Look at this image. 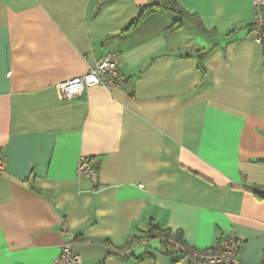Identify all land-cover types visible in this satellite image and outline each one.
Segmentation results:
<instances>
[{
    "label": "crops",
    "instance_id": "obj_1",
    "mask_svg": "<svg viewBox=\"0 0 264 264\" xmlns=\"http://www.w3.org/2000/svg\"><path fill=\"white\" fill-rule=\"evenodd\" d=\"M0 0V264H207L164 254L239 242L264 261V46L251 0ZM118 54L120 88L55 86ZM95 157L97 183L78 176ZM180 242V243H181Z\"/></svg>",
    "mask_w": 264,
    "mask_h": 264
},
{
    "label": "built area",
    "instance_id": "obj_2",
    "mask_svg": "<svg viewBox=\"0 0 264 264\" xmlns=\"http://www.w3.org/2000/svg\"><path fill=\"white\" fill-rule=\"evenodd\" d=\"M253 17L246 25L247 36L257 45L264 46V0H251ZM118 54H108L94 63L84 74L61 82L55 86L60 99H71L83 90L95 86L120 88L125 83V77L119 72ZM5 165V159L0 154V172ZM97 161L95 157H81L76 167L78 176H86L93 183H97ZM68 236L62 244L61 251L55 259V264H80L79 254L74 251V238L66 228ZM159 250L170 252L195 263L207 264H242L238 259L239 242L232 237H222L216 249L198 251L187 248L176 240L158 239ZM264 264V261L261 263Z\"/></svg>",
    "mask_w": 264,
    "mask_h": 264
},
{
    "label": "trees",
    "instance_id": "obj_3",
    "mask_svg": "<svg viewBox=\"0 0 264 264\" xmlns=\"http://www.w3.org/2000/svg\"><path fill=\"white\" fill-rule=\"evenodd\" d=\"M156 9H166L172 12L174 15L178 16V20H176L174 23H172L171 28H177L181 25L182 19L189 18L193 20L199 28V31H202V28H200V24L197 22V20L193 17L188 15L186 12H184L177 4L176 0H162V4H151L147 5L140 9L139 15L137 19H140L143 15H146L147 13H150L151 11H155ZM147 239H165V240H176L178 242L180 241V238L178 235H171L168 231H159L154 226H151L148 233H147ZM220 242V241H219ZM182 243V242H181ZM165 254H171L170 252H167Z\"/></svg>",
    "mask_w": 264,
    "mask_h": 264
}]
</instances>
